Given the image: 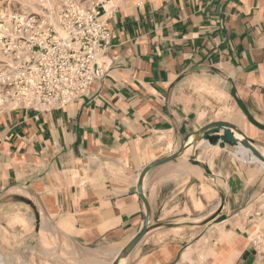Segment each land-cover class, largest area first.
I'll return each mask as SVG.
<instances>
[{
  "label": "crops",
  "instance_id": "crops-1",
  "mask_svg": "<svg viewBox=\"0 0 264 264\" xmlns=\"http://www.w3.org/2000/svg\"><path fill=\"white\" fill-rule=\"evenodd\" d=\"M105 1L106 71L89 93L0 114L1 264L77 250L111 264L143 225L142 169L208 122L264 149V0ZM228 147L201 140L146 173L148 231L119 264H258L264 166Z\"/></svg>",
  "mask_w": 264,
  "mask_h": 264
},
{
  "label": "built area",
  "instance_id": "built-area-1",
  "mask_svg": "<svg viewBox=\"0 0 264 264\" xmlns=\"http://www.w3.org/2000/svg\"><path fill=\"white\" fill-rule=\"evenodd\" d=\"M105 2L0 0V114L58 109L89 93L106 71Z\"/></svg>",
  "mask_w": 264,
  "mask_h": 264
},
{
  "label": "water",
  "instance_id": "water-1",
  "mask_svg": "<svg viewBox=\"0 0 264 264\" xmlns=\"http://www.w3.org/2000/svg\"><path fill=\"white\" fill-rule=\"evenodd\" d=\"M236 133L241 135L242 138L236 136ZM191 137V140H189ZM201 140H205L209 145H218L221 148L226 146L241 145L249 149V151L262 163H264V156L254 146L253 142L246 136L242 130L236 127L234 124L224 121L215 120L208 122L201 126L199 129L187 133L181 140L180 146L174 152L157 158L149 162L140 172L138 178V193L141 196L145 206V216L141 229L139 232L119 251L116 257L113 259L111 264H119V262L127 256L134 245L141 239V237L148 231V220L150 215V207L146 201L142 185L146 173L154 166L174 160L180 156L189 146L196 145ZM190 162L197 164L202 167L206 173L211 174L207 164L198 160L194 154L190 156Z\"/></svg>",
  "mask_w": 264,
  "mask_h": 264
},
{
  "label": "rangeland",
  "instance_id": "rangeland-1",
  "mask_svg": "<svg viewBox=\"0 0 264 264\" xmlns=\"http://www.w3.org/2000/svg\"><path fill=\"white\" fill-rule=\"evenodd\" d=\"M229 152L233 155V157L235 156V151L233 149L237 150V147L235 146H231L228 147ZM259 151L261 150L260 147L257 148ZM254 163H259L257 161H254ZM260 164V163H259ZM18 222V221H15ZM14 240H15V235H14ZM74 252H71V256H70V252L68 251H62L61 252V260L59 259H53V258H45V259H41V258H30V256L28 257H23L21 255L20 252L14 251L12 253V263L13 264H84L85 260H86V256L84 255V253L82 251L77 250L76 254H73ZM258 264H264V243H259L258 244Z\"/></svg>",
  "mask_w": 264,
  "mask_h": 264
},
{
  "label": "bare ground",
  "instance_id": "bare-ground-1",
  "mask_svg": "<svg viewBox=\"0 0 264 264\" xmlns=\"http://www.w3.org/2000/svg\"><path fill=\"white\" fill-rule=\"evenodd\" d=\"M236 136L239 137V138H242L241 135L237 134L236 133ZM191 140V137L190 139ZM237 148H240L241 149V153L240 152H235V156L239 159H244V157H248V158H252L253 157V160H256L258 161L259 163H261L263 166H264V163L260 162L250 151L248 148L246 147H243L241 145H238ZM188 148L185 150L187 151ZM260 153L264 156V149L260 150ZM1 264V263H0Z\"/></svg>",
  "mask_w": 264,
  "mask_h": 264
}]
</instances>
